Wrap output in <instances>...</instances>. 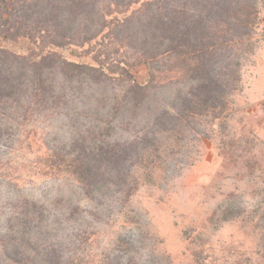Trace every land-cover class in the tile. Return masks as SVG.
Here are the masks:
<instances>
[{"label": "rangeland", "instance_id": "obj_1", "mask_svg": "<svg viewBox=\"0 0 264 264\" xmlns=\"http://www.w3.org/2000/svg\"><path fill=\"white\" fill-rule=\"evenodd\" d=\"M151 1L158 14L151 7L149 14L155 13L160 24L181 3L138 0L128 6L129 0H43L37 6L33 0H0V20L14 15L30 20L29 14L37 8L50 11L49 33L43 43L38 40V48L26 39L0 38V49L24 54L31 66L40 60V51L52 54L54 62L63 59L93 66L97 56L104 68L116 71L106 77L95 72L101 84L85 79L80 86L66 82L64 89L55 87L53 95L60 94L55 113L31 123L37 141L41 137L65 141L71 130L83 133L108 126L112 127L108 140L116 143L117 154L111 183L104 194L94 193V206L89 192L69 175L34 174L30 159L42 150L33 151L34 146L31 154L24 144H19L22 149L13 157V177L24 180L22 189L2 184L0 193H20L45 203L51 218L58 221L53 246L65 260L78 255L75 264H264V0H240L256 3L248 28L237 29L232 21L216 28V34L227 39L242 38L240 49H223L206 80H214L216 86L209 84V93L195 96L206 100L194 103L196 114L177 106L179 118L174 111L164 124L149 113L161 109V100L174 102L176 92L188 91L191 82L184 78L182 64L175 66L179 58L156 57L143 63V47L130 38L131 30L147 31L135 24L129 29L126 20L133 14L141 16L138 11H145L143 5ZM248 7L229 9V20L234 19L233 13L243 16ZM219 12L215 17L227 20ZM182 15L176 14L171 28L186 35ZM84 23L90 31H78ZM52 24L60 33L82 39L58 49L50 42L56 35ZM163 32L159 29L155 35ZM93 33L94 38L85 42L83 37ZM55 37L59 43L68 42ZM132 62H138L134 68L128 66ZM219 71L224 73L226 88L217 86L218 79L220 84L224 80ZM118 72H124L128 82L131 72L138 82H150L153 90L163 83L172 85L154 95L149 113L138 108L130 113L127 81ZM52 79L59 86L60 78L52 74ZM190 101L187 97L185 104ZM4 151L0 147V153ZM59 197L64 201L53 205ZM33 258L23 264H36Z\"/></svg>", "mask_w": 264, "mask_h": 264}, {"label": "trees", "instance_id": "obj_2", "mask_svg": "<svg viewBox=\"0 0 264 264\" xmlns=\"http://www.w3.org/2000/svg\"><path fill=\"white\" fill-rule=\"evenodd\" d=\"M136 1L138 0H129L128 6ZM156 1L159 3L168 2L167 0ZM42 2L43 0H33L37 6ZM152 3L151 1L143 5H146L145 11H138L141 16L133 14L128 17V22L126 20L129 29L135 24L147 31V33L142 34L135 29L131 30L130 38H134L143 47L141 55L146 58L142 60L143 63H147L156 57L179 58L175 66L182 64L186 74L183 76L191 82V85H188L189 90L177 91L172 98L174 101L172 103L164 104L161 100L158 103L161 105V109L153 111L151 106L154 95L165 93L172 83L160 84L157 90H153L155 88L149 85L150 82H138L131 72H128L129 82L124 78L123 73L126 71L118 72L117 75L127 81L125 95L128 97L130 113L137 108V111L140 109L142 113L144 112L143 114L152 110L149 116L152 115L155 122L164 124L167 119L172 117L174 111L176 118H179L180 113L177 106H183V110L196 114L193 109L194 103L203 104L206 101L198 100V98L195 100V96L201 91H204L205 94L209 93V84L216 86L214 80H211V83L208 81L206 83V80L208 74L211 75L212 73L213 65L221 59L223 49L230 50L233 47L240 49L239 45L243 43L242 38L236 40L230 37L227 39L225 35L216 34V31H219L216 28L222 25L223 21L226 23L232 21L237 29L248 28L247 19L252 16L256 3H241L240 0H181V3H177L179 8L174 10V15H169L166 20H161L162 24H160L159 17L155 16L158 7L152 8ZM248 5L249 7L244 11L243 16L233 13L234 19L229 20V9H243ZM149 7L155 12L153 15L149 14ZM188 11L191 12L190 18L186 16ZM217 12L228 17L227 20L215 17L214 13ZM182 13L181 19H184L183 23L187 25L186 35L176 33L171 28L178 14ZM20 14L24 15V13ZM29 15L30 20L19 15L0 20V28H2L0 29V38H3L4 41L14 38L26 39L38 48V45L43 43L41 40H45L44 34L49 33L50 23L47 15L50 16V11L47 10L44 13L41 8H37ZM90 24L93 26L94 21ZM51 26L55 28V36L68 39L67 43H59L54 36L53 41L50 42L58 49L74 44V40L82 39V37L75 39L77 37L72 33H60L57 24ZM90 28L87 23H84L78 31L83 29L84 32H88L91 30ZM159 29L164 32L155 35ZM214 29L215 31H213ZM191 30L192 33H189ZM94 34L85 36L83 39L88 42L94 38ZM246 36H249L248 33H244V37ZM51 55L40 51V60L31 66L26 64L27 59L30 60V58L24 54L10 53L5 49H0V147H5L7 150L0 153V185L6 184V187H13L17 189L16 191L22 189L24 180L13 177V173L16 171L13 157L17 150L22 149L19 144H24L23 146L29 150V153L35 146L33 151L40 152L42 150V152L30 159L34 174L48 177L69 175L80 187L85 189V192H89L90 197L88 196V199L90 203L92 202L90 205L94 206V193L104 194L103 189L110 185L109 178L115 171L114 160L117 154L114 147L116 143L111 144L108 140L112 127L106 126L101 129H97V127L93 130L87 128L84 129L83 133L78 130H71L65 141H60L57 138L44 140L42 137L37 141L31 123L38 121L39 118L48 113H55L60 99L59 93L53 95L55 87L64 89L66 87L63 83L66 82L80 86L81 81L85 79H90L94 84H101L103 80L99 79L95 72L99 71L102 76L106 77L116 71L104 68L103 64L97 61V56L94 58L97 65L93 66L63 59L54 62ZM136 63L132 62L128 66L134 68ZM52 74L60 78L59 86H55ZM217 74L220 77L224 76L222 71L217 72ZM225 80L224 76V80L220 84L218 79L217 86L226 88ZM122 93L120 90L115 97L116 103ZM187 97L192 98L189 105L185 104ZM182 115L183 113H181ZM141 131L138 132L141 133ZM154 131L158 130H152L153 135ZM148 147L150 146L148 145ZM117 171L116 168V173ZM0 194H3L0 195V255L4 256V259L0 258V264H23L28 260L32 261L31 257H34L36 264H75L79 262V259L75 258L78 255H71L66 260L63 259L58 253L59 251L53 246L54 240L58 237L55 227L58 221L51 218V212L46 208L45 203L20 193L10 195L1 192ZM63 201L64 198L62 197L56 198L53 205H58Z\"/></svg>", "mask_w": 264, "mask_h": 264}]
</instances>
